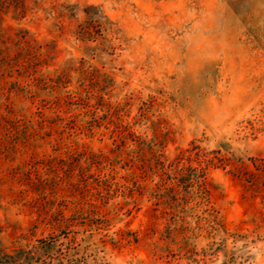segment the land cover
<instances>
[{
  "label": "rangeland",
  "instance_id": "rangeland-1",
  "mask_svg": "<svg viewBox=\"0 0 264 264\" xmlns=\"http://www.w3.org/2000/svg\"><path fill=\"white\" fill-rule=\"evenodd\" d=\"M0 264H264V0L2 11Z\"/></svg>",
  "mask_w": 264,
  "mask_h": 264
},
{
  "label": "trees",
  "instance_id": "trees-1",
  "mask_svg": "<svg viewBox=\"0 0 264 264\" xmlns=\"http://www.w3.org/2000/svg\"><path fill=\"white\" fill-rule=\"evenodd\" d=\"M25 5V0H0V14L2 11L7 10L11 6H13L15 9H21ZM83 11L85 12L86 17L89 19L90 22L94 23L97 21L98 18L103 17L106 18V16L97 8V6L94 5H89L86 6ZM96 13L97 16H93L92 14ZM142 146L140 147V152L138 153V159L140 161H145V146H151L150 143L142 142ZM152 147V146H151ZM150 147V148H151ZM142 158V160H141ZM177 162V161H176ZM155 163L159 165L163 170L167 169V166L165 165L164 160L161 159V156L156 157ZM172 164H169L171 166ZM176 164L174 165V167ZM182 168H174L173 172L174 174L181 172ZM188 173H183L178 179H188L189 182L191 181H196L198 188L201 190V192H206V188L204 186L205 184V178H206V167L205 166H200V167H193L191 165L188 166ZM177 171V172H176ZM176 177V176H175Z\"/></svg>",
  "mask_w": 264,
  "mask_h": 264
}]
</instances>
